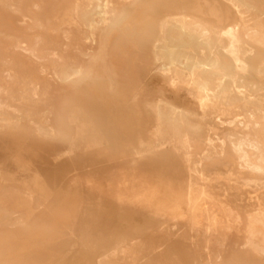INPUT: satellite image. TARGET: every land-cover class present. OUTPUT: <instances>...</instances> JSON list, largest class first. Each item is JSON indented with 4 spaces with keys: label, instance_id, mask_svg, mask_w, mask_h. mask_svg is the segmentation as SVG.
<instances>
[{
    "label": "rangeland",
    "instance_id": "374dc122",
    "mask_svg": "<svg viewBox=\"0 0 264 264\" xmlns=\"http://www.w3.org/2000/svg\"><path fill=\"white\" fill-rule=\"evenodd\" d=\"M103 1L0 0V264H264V0Z\"/></svg>",
    "mask_w": 264,
    "mask_h": 264
},
{
    "label": "bare ground",
    "instance_id": "6f19581e",
    "mask_svg": "<svg viewBox=\"0 0 264 264\" xmlns=\"http://www.w3.org/2000/svg\"><path fill=\"white\" fill-rule=\"evenodd\" d=\"M90 1H92V0H90ZM228 1L231 3V5L233 6V8L235 10H237L240 19L243 22L247 21L248 18H249V14H248V10H247V7H248L247 2L245 0H228ZM98 3L100 4L101 2H98ZM96 5H97V2L94 1V2H92L90 5H88L86 7V9L84 10V12H82L83 13V16H85L86 14L87 15H91V25H92V27H94L95 23H97V19H96V16H95V13H96V11H95L96 10L95 9L96 7L95 6ZM99 6H101V5H99ZM102 6H103V11L99 12L98 14L101 15L102 21L104 23H106V22L109 21L108 18H111V16H112V10H110V8H109V6H110L109 5V2L106 1V0L102 2ZM160 29H161L160 30V39L154 45V52H155L156 55H158L160 52H162V50H164L165 48H171V49L175 50V49H178V47L187 46L188 45V39H190L191 37L194 36L193 33L190 32L189 30H187L185 28H179V29H181L180 36L178 38H173L170 35V29L167 28V26H165L164 24H162L161 27H160ZM251 37H252V39H253V41L255 43H258L259 45H261V44L264 45V33H261V34H253ZM232 38H233L232 34H230V32H227V40H228V43L230 44L228 51L231 54V56L233 57V60H235V64H236L237 70L240 73H244V71H245L244 63L241 60V55L238 53L237 48L231 42L232 41ZM125 52H126V50H125ZM125 52L123 51V53H125ZM116 55H117V53H116ZM125 55H126V53H125ZM112 61H113V59H112ZM114 63L115 64H118L119 61L118 60H115ZM200 67L202 68L201 70H202L203 73L208 70V67H207V65L205 63H201L200 61H198V59H195V67L193 69V75L196 74L197 70ZM159 70H160V72L162 74L163 73L164 74H167L168 75V78H171V77L173 78V73L170 72V70H169V64L167 62H164L162 64V66L159 68ZM231 82L232 83H236L235 79H233ZM214 86L217 87L222 93H228L229 92V89H230V83L227 82L226 80H221L217 84H214ZM240 90H242V89H237V92L240 93L241 92ZM229 143H232V146H233L234 151L236 152L238 158L241 159V160H243V161H245V162L247 161V159H246L247 158V156H246V149L251 148V149H254L255 151L258 152V146H257L258 144H253V143H251V141L250 142L248 140L246 141V139H244V138H242V139L236 138V139H231V140L229 139ZM253 168L254 169H259L256 166L253 167ZM202 199H201V201H202ZM261 225H263V223ZM256 232H258V230ZM259 232H261V230ZM258 234H260V233H258ZM259 236L256 235V234H252V237L250 239L251 245H252V247L255 250H257L258 252H260V253H262L264 255V234H262V235L260 234ZM249 237H250V235H249ZM258 237H259V239H258ZM207 259L206 258H203L201 256V258L199 259L200 261L197 264H208ZM210 262H211V259H210ZM210 262H209V264H210Z\"/></svg>",
    "mask_w": 264,
    "mask_h": 264
}]
</instances>
